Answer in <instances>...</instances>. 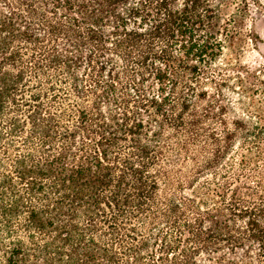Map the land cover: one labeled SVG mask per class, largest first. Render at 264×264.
<instances>
[{
	"label": "trees",
	"instance_id": "16d2710c",
	"mask_svg": "<svg viewBox=\"0 0 264 264\" xmlns=\"http://www.w3.org/2000/svg\"><path fill=\"white\" fill-rule=\"evenodd\" d=\"M250 6L0 0V264H264Z\"/></svg>",
	"mask_w": 264,
	"mask_h": 264
},
{
	"label": "rangeland",
	"instance_id": "374dc122",
	"mask_svg": "<svg viewBox=\"0 0 264 264\" xmlns=\"http://www.w3.org/2000/svg\"><path fill=\"white\" fill-rule=\"evenodd\" d=\"M249 0L251 15L247 19V27L253 30L254 43L249 42L245 47L241 61L246 66L264 72V0Z\"/></svg>",
	"mask_w": 264,
	"mask_h": 264
}]
</instances>
